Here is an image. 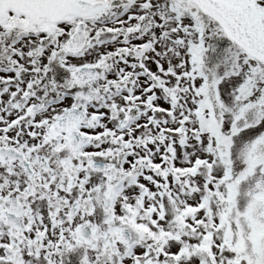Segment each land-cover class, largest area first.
Here are the masks:
<instances>
[{
    "label": "snow or ice",
    "instance_id": "obj_1",
    "mask_svg": "<svg viewBox=\"0 0 264 264\" xmlns=\"http://www.w3.org/2000/svg\"><path fill=\"white\" fill-rule=\"evenodd\" d=\"M0 264H264V0H0Z\"/></svg>",
    "mask_w": 264,
    "mask_h": 264
}]
</instances>
